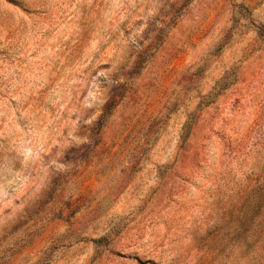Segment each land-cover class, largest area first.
Here are the masks:
<instances>
[{"label": "rangeland", "instance_id": "obj_1", "mask_svg": "<svg viewBox=\"0 0 264 264\" xmlns=\"http://www.w3.org/2000/svg\"><path fill=\"white\" fill-rule=\"evenodd\" d=\"M0 264H264V0H0Z\"/></svg>", "mask_w": 264, "mask_h": 264}]
</instances>
